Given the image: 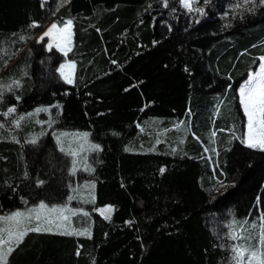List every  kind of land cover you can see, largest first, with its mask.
Returning <instances> with one entry per match:
<instances>
[{
  "label": "trees",
  "instance_id": "16d2710c",
  "mask_svg": "<svg viewBox=\"0 0 264 264\" xmlns=\"http://www.w3.org/2000/svg\"><path fill=\"white\" fill-rule=\"evenodd\" d=\"M69 20L73 84L37 41ZM262 57L260 0H0V214L68 198L55 130L99 146L90 234L29 232L7 264H232L229 229L264 217V151L241 143L238 93ZM45 107L50 130L15 127Z\"/></svg>",
  "mask_w": 264,
  "mask_h": 264
},
{
  "label": "rangeland",
  "instance_id": "374dc122",
  "mask_svg": "<svg viewBox=\"0 0 264 264\" xmlns=\"http://www.w3.org/2000/svg\"><path fill=\"white\" fill-rule=\"evenodd\" d=\"M195 1L196 0H191V8L193 7ZM186 9L189 10L188 8ZM53 24L57 25V29L53 30L50 36L44 35V33L47 32ZM41 37L43 38L41 39ZM37 41L39 43L46 44V49L48 51L56 50L64 56L65 60L60 65L58 73L65 83L73 84L76 72V65L73 61L68 58L70 52L73 49V25L71 24L70 29H65V25L59 26L57 22L54 21L50 23L47 27H45L43 32L38 36ZM49 45H51V47H49ZM65 52H67L66 55ZM262 58L260 59V65L264 63V59ZM72 65H74L75 67L73 68ZM260 65L257 70L251 72L250 74L260 72ZM66 77L70 78L72 80V83L67 82ZM246 81L242 84V86L246 83ZM37 110L31 114L22 116L19 121L15 124V127L19 130V123H21L22 121H32L36 125H45V127L50 130V122L52 121L54 115H56V113L53 112V107L40 108V111ZM179 131L181 133L189 132L188 125L186 123L181 125ZM85 133H87L86 137L84 135ZM246 133L247 117L245 116L244 138ZM42 136L43 135L41 133L33 132L29 136V141L38 142L40 141ZM53 137L55 139L58 150L69 158L70 173L75 178V181L70 187L68 198L60 205H48L43 203L47 205V208L45 209L39 208V205L42 204L40 203L34 206H29L23 210H17L8 214H0V229L10 228L12 230H16L17 227L31 228L39 224L45 228L51 227V233L67 232L69 234L74 235H81L80 233H84L83 235L90 234L91 217L87 206L93 205L96 201V182L91 179L90 174L93 172V156L96 152L99 151V146L92 142L90 133L88 132L55 130L53 132ZM93 145L98 146V149L93 148ZM222 189V187H218L217 192H220ZM53 208L65 209V211L63 213L50 211ZM34 209L36 210V212H33ZM16 212H22L25 214L24 218H20L22 220V223L19 226H17L15 222L6 219L8 217L13 216ZM37 213H39L40 215L39 221H37L36 219ZM109 213L110 212H104L103 214H101L103 216H108ZM29 215L31 216V219L27 218ZM62 216H67L68 219L64 220L62 219ZM48 219H51L53 221L51 225L47 223ZM253 225H255V227H253ZM262 228H264V219L260 217L258 219L246 222L244 223V225L234 224L232 228L229 229V249L231 252L232 264H237L236 253L233 251L236 246H241L243 249L248 250L244 254L245 264H247V261L249 259V253L251 251L264 250L259 244L260 232ZM4 235L6 237L7 234L4 233ZM234 236L236 237V239H233ZM6 248L7 245L5 246V249ZM253 264H256V262L253 261Z\"/></svg>",
  "mask_w": 264,
  "mask_h": 264
},
{
  "label": "snow or ice",
  "instance_id": "6c2138e0",
  "mask_svg": "<svg viewBox=\"0 0 264 264\" xmlns=\"http://www.w3.org/2000/svg\"><path fill=\"white\" fill-rule=\"evenodd\" d=\"M182 2L184 4V7L188 8L189 11L192 10L191 0H182ZM243 3L244 5H247L248 3H252L253 5H255L256 0H243ZM260 4L264 5V0H260ZM236 7L239 8L241 7V5L237 4ZM196 11L201 12V14L203 13V9H196ZM247 11L251 12L253 11V9H247ZM71 24V20L67 21L65 24V29H70ZM55 29H57V25L53 24L51 28L44 33V35L50 36L52 34V31ZM42 38L43 37H41V39ZM49 47H51V45H49ZM66 54L67 52H65V55ZM72 67L74 68L75 66L72 65ZM66 79L67 82L72 83V80L70 78L66 77ZM239 94L240 104L242 105L244 114L247 117V133L245 135V138L241 139V143H244L249 148H259L261 151H264V63L260 65V72L249 75L246 83L239 89ZM9 111H14V109H10ZM37 111H40V109H38ZM84 135L86 137L87 133H85ZM92 147L98 149V146L96 145H93ZM39 208L45 209L47 208V205L42 203L39 205ZM111 210V208H106L101 209L100 211L103 214L104 212H110ZM50 211L63 213L65 209L53 208ZM33 212H36V210L34 209ZM24 217V213L16 212L13 216L6 219L15 222L16 225L19 226L22 223V220L20 218ZM27 218L31 219V216L29 215ZM36 219L37 221L40 220L39 213L36 214ZM62 219L67 220L68 217L62 216ZM262 219H264V217H262ZM47 223L51 225L53 221L51 219H48ZM253 227H255V225H253ZM29 232L51 233L52 228H45L37 224L36 226L31 228L17 227L16 230H12L10 228L0 229V264H7L6 257L11 254L15 250V248L20 245V243L23 242L24 237ZM4 233L7 234L6 237ZM54 234L65 235L69 233L60 232ZM80 234L83 235L84 233ZM233 239H236V237L234 236ZM259 244L261 245V248L264 249V228H262L260 232ZM6 245L7 248L5 249ZM233 251L236 253L237 264H245L244 254L248 250L243 249L241 246H236ZM253 261H255L256 264H264V250L251 251L249 253L247 264H253Z\"/></svg>",
  "mask_w": 264,
  "mask_h": 264
},
{
  "label": "water",
  "instance_id": "95a60500",
  "mask_svg": "<svg viewBox=\"0 0 264 264\" xmlns=\"http://www.w3.org/2000/svg\"><path fill=\"white\" fill-rule=\"evenodd\" d=\"M45 1H47V0H45Z\"/></svg>",
  "mask_w": 264,
  "mask_h": 264
}]
</instances>
